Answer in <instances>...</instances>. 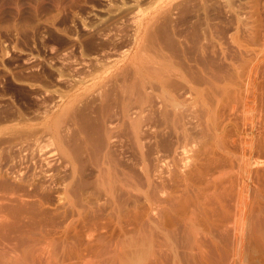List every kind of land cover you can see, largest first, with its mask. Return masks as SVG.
<instances>
[{"label":"rangeland","instance_id":"rangeland-1","mask_svg":"<svg viewBox=\"0 0 264 264\" xmlns=\"http://www.w3.org/2000/svg\"><path fill=\"white\" fill-rule=\"evenodd\" d=\"M253 2L0 0V219L11 224L0 228V252L6 250L5 242L27 232L28 213L49 217H38L44 235H61L67 219L58 210L65 212L66 193L77 208L94 207L103 212L101 221L109 222L113 205L105 191L110 175L118 205L144 203L145 175L156 180L163 169L156 130L174 140L157 105L163 72L179 74L167 85L180 97L185 92L182 76L200 73L204 61L239 67L255 21L264 19V3L258 13ZM140 107L145 117L139 133L130 120ZM189 120V134L200 136L198 120ZM141 189L145 191L137 194L143 199H138L134 193ZM9 195L21 196L28 207L14 210L17 204L4 199ZM23 246L18 244L20 250ZM54 248L46 258L59 257L62 249Z\"/></svg>","mask_w":264,"mask_h":264},{"label":"bare ground","instance_id":"bare-ground-1","mask_svg":"<svg viewBox=\"0 0 264 264\" xmlns=\"http://www.w3.org/2000/svg\"><path fill=\"white\" fill-rule=\"evenodd\" d=\"M253 1L259 13L264 0ZM255 22L249 47H242L246 57L239 67H220L212 61L199 63L200 73L182 76L185 92L180 97L167 85L171 77L179 74L173 69L163 72L157 105L164 110L166 131L173 133L170 138L174 140L167 141L161 136L165 131L160 133L156 128L155 149L163 169L156 180L151 179V174L145 175L148 189L134 193L145 191L144 203L133 208L118 205L110 175L109 190L105 192L113 206L107 212L110 221L103 222L100 210L77 208L66 193L63 203H70L72 210L69 214L67 204L63 205L64 213L58 210L67 219L61 226V235H44V225L38 217L45 221L49 217L28 213L29 229L3 244L6 250L0 252V264H264V19L259 16ZM142 108L130 120L135 132L142 129ZM186 118L198 120L200 129H196L195 120L196 128H192L200 130L202 136L189 134ZM137 140L140 139L136 137ZM143 149L140 158L144 159ZM109 168L113 171L112 166ZM114 181L115 177L113 184ZM125 187L121 189L126 192ZM4 199L17 204L14 210L19 212L28 207L21 196ZM10 225L6 217L0 219V228L6 230ZM115 236L118 239H113ZM18 244L25 249L20 250ZM56 247L62 249L59 257L49 254L50 260L46 258L50 248Z\"/></svg>","mask_w":264,"mask_h":264}]
</instances>
